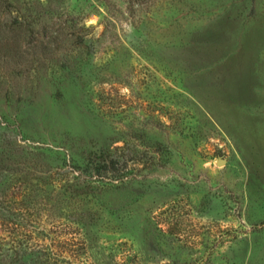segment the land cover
I'll return each mask as SVG.
<instances>
[{"label": "rangeland", "instance_id": "obj_1", "mask_svg": "<svg viewBox=\"0 0 264 264\" xmlns=\"http://www.w3.org/2000/svg\"><path fill=\"white\" fill-rule=\"evenodd\" d=\"M18 1L50 34L0 45L3 243L44 264H264V0ZM81 41L87 60L50 68Z\"/></svg>", "mask_w": 264, "mask_h": 264}, {"label": "trees", "instance_id": "obj_2", "mask_svg": "<svg viewBox=\"0 0 264 264\" xmlns=\"http://www.w3.org/2000/svg\"><path fill=\"white\" fill-rule=\"evenodd\" d=\"M41 10L42 9L39 11L37 7L32 5H22L18 0H0V45L6 48H12L13 51H15V47L21 50L34 34L36 28L39 30L37 34L42 38L50 34L49 26L46 23L35 22V19L38 20L42 18ZM80 44L82 46L80 50L70 55L66 54L62 61H58L50 68L55 70V67L58 65L57 67L61 66L62 68L71 69L77 66L80 61L87 60L85 57L89 56V53H86L85 56L84 50L87 49L89 52L91 45L87 46L85 41H81ZM6 52L9 51L6 50ZM4 161L7 163L11 162L10 159H0V168L3 169L2 171H4V168H8V165L4 164ZM111 162V169L108 167L101 169L105 174L119 172V169L116 167L118 162L113 159ZM2 171H0V173ZM17 180L21 181L18 190H22L21 196L26 199L27 191H30V189H28L30 186L29 184H31L29 183V177L24 175L21 179L18 178ZM11 182L12 184L15 183L14 185L18 183L12 181V177L6 175L0 176V187L3 186V188L0 189V226H2V224L10 225L13 223V218L16 216L13 212L17 210H13L11 205L14 198V191H12L14 186L11 189ZM5 186H8L6 190L4 189ZM23 202L24 201L21 202L22 205ZM10 239L11 237H9V241L6 242L8 245L10 244L7 248L4 247L6 243H3V239H0V264H28V262L33 264H44L42 259L48 258L51 255L49 249L44 248L43 245L37 244L34 248H28L23 242ZM27 251L30 252L27 254ZM28 256L29 260L27 262ZM49 258L52 259L51 257Z\"/></svg>", "mask_w": 264, "mask_h": 264}, {"label": "water", "instance_id": "obj_3", "mask_svg": "<svg viewBox=\"0 0 264 264\" xmlns=\"http://www.w3.org/2000/svg\"><path fill=\"white\" fill-rule=\"evenodd\" d=\"M219 165H223L224 164V161L223 160H221V161H219V163H218Z\"/></svg>", "mask_w": 264, "mask_h": 264}]
</instances>
